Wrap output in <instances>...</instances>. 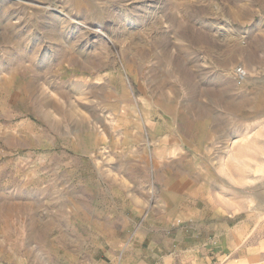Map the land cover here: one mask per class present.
<instances>
[{
  "label": "rangeland",
  "instance_id": "1",
  "mask_svg": "<svg viewBox=\"0 0 264 264\" xmlns=\"http://www.w3.org/2000/svg\"><path fill=\"white\" fill-rule=\"evenodd\" d=\"M254 86L264 0H0V264H150L256 205Z\"/></svg>",
  "mask_w": 264,
  "mask_h": 264
},
{
  "label": "crops",
  "instance_id": "2",
  "mask_svg": "<svg viewBox=\"0 0 264 264\" xmlns=\"http://www.w3.org/2000/svg\"><path fill=\"white\" fill-rule=\"evenodd\" d=\"M259 79L262 80V78ZM250 90L249 95L252 99L260 101L258 105L260 111H257L255 115L264 117V88L254 86ZM240 131L244 133L242 136L239 134ZM234 134L233 139L238 142L236 144L239 147L260 149L257 152L259 156L256 155L253 160L250 158L245 159V156L250 157L251 155H246L245 151H242L243 154L239 156L242 155L243 158L240 159L239 157V163H264V123L249 124L246 122L241 130H237V135L234 129ZM170 152H178L180 155L185 153L180 147L176 146L172 147ZM194 157L196 162L197 156ZM189 158L188 162H191V157ZM202 158V155H200V162L203 161ZM250 173V171L244 172L241 179L264 180L263 172L259 175H251ZM253 190L262 193L260 197L256 198L258 201L256 205L250 204L248 206L250 202H247L246 199L236 203L233 198L232 202L229 200L227 202V211L224 217L220 214L218 207H211L210 222H206V224L198 223L196 226L192 225V228L196 230L197 239H195V242L187 240V235L185 236L180 230H175L172 238L165 242L164 247L167 253L151 254L153 260L150 264H207L214 257L219 261L217 264H264V183L258 186L254 185ZM128 193L130 192L128 191ZM136 198L137 195L125 194L121 197L120 204L130 205L137 214L140 212L139 209L132 205ZM122 221V217L118 215V225ZM208 236L211 237L210 241H207L206 237ZM172 240L178 243L179 250L170 251L169 245ZM157 252H159V249H157ZM130 263L146 264L137 261V259L130 262L126 256L121 262H118V264ZM94 264H103V262L98 261Z\"/></svg>",
  "mask_w": 264,
  "mask_h": 264
},
{
  "label": "built area",
  "instance_id": "3",
  "mask_svg": "<svg viewBox=\"0 0 264 264\" xmlns=\"http://www.w3.org/2000/svg\"><path fill=\"white\" fill-rule=\"evenodd\" d=\"M245 76V72L241 67H238L234 70V79L237 81L238 84L241 83V81L243 80ZM121 256V255H119ZM120 258H118L119 260ZM119 262V261H118Z\"/></svg>",
  "mask_w": 264,
  "mask_h": 264
}]
</instances>
